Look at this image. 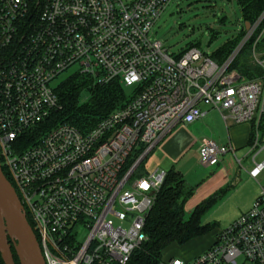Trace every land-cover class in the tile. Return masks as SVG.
<instances>
[{
  "label": "built area",
  "instance_id": "obj_1",
  "mask_svg": "<svg viewBox=\"0 0 264 264\" xmlns=\"http://www.w3.org/2000/svg\"><path fill=\"white\" fill-rule=\"evenodd\" d=\"M173 0H0V166L30 217L45 264H138L146 218L167 171L138 173L178 125L220 114L224 124L254 122L249 175L253 207L215 235L191 261L158 264H264V161L256 163L264 116V10L226 60L189 47L171 56L149 37ZM251 43L243 75L232 64ZM78 65L93 85L133 87L127 104L87 132L48 128L62 106L52 83ZM75 75V74H74ZM259 111V115H257ZM233 151L206 139L199 163Z\"/></svg>",
  "mask_w": 264,
  "mask_h": 264
},
{
  "label": "rangeland",
  "instance_id": "obj_2",
  "mask_svg": "<svg viewBox=\"0 0 264 264\" xmlns=\"http://www.w3.org/2000/svg\"><path fill=\"white\" fill-rule=\"evenodd\" d=\"M239 2L240 0H173L153 25L149 37L152 40L162 42L163 48L171 56H177L189 47L194 46L200 52L215 60L216 53L221 48L230 43H237L236 47L232 51L233 53L246 35L245 32L244 36L241 37L244 21ZM250 57L251 43L248 42L238 53L234 63L242 67V65H245L250 61ZM78 70V65L69 68L53 81L52 86L57 89L63 81L76 74ZM121 87L123 88L126 96L129 97L132 95L133 87L125 85H121ZM89 98L90 94L87 91H84L81 94L80 102H86ZM203 109L208 110L210 113L204 120V128H201L202 131L200 130V134L194 131L192 132L193 137L195 136L196 139H222L227 137V134L236 127V125L229 121V131L227 132L226 126L224 125L218 111L212 109L211 107H203ZM257 115H259V111H257ZM261 120H263V124L264 116ZM250 124H253L254 126V122L249 123L248 126H250ZM179 126L184 127L182 124ZM176 129L177 127L174 131ZM259 136L260 142L257 152L264 147V134L261 131H259ZM247 152V148H242L237 152V158H234L233 155H231L230 158H226V160L220 164L224 167V169L233 166L234 171L232 172V178L234 179L233 182L236 185L239 184L240 181L245 180L249 170L253 167V162H251L250 157L248 159H242L244 154ZM255 158L256 162H262L264 160V149L257 154ZM240 159H242V162L241 164H238L237 161ZM217 166V163L213 164L211 167L200 166L195 145L188 146L183 152V158L178 160L175 168H180L189 185L196 187L194 195L187 200L185 205V220L188 219L190 213L196 205L200 203V199L203 197L200 193H204V190L212 181L211 177L213 174L221 171V169H217L219 167ZM156 167L161 166L155 159L154 153H151L140 166L138 173L151 172L156 169ZM257 180H264V172ZM253 182L257 186V182L255 180H253ZM250 185L251 184L245 185L242 189H237L236 187V191H234L232 195L228 196V198L224 200H221L217 205L202 216L201 223H216L220 229H225L231 225L238 219L247 207L248 201L246 196L248 189L251 188ZM199 188L200 193L197 192ZM257 188L259 192V186H257ZM258 196L259 193L257 197ZM190 209H192L191 212H189ZM178 246L179 245L177 244H173L168 247L163 253V258L165 259V257H167L174 248H178ZM237 264L250 263L241 257L237 259Z\"/></svg>",
  "mask_w": 264,
  "mask_h": 264
},
{
  "label": "trees",
  "instance_id": "obj_3",
  "mask_svg": "<svg viewBox=\"0 0 264 264\" xmlns=\"http://www.w3.org/2000/svg\"><path fill=\"white\" fill-rule=\"evenodd\" d=\"M239 3L244 24L245 22L252 24L264 10V0H240ZM242 28L241 37L245 33V27ZM236 45L237 43H230L221 48L216 53L215 60L218 62L226 60ZM232 68L237 69L243 75H247L252 66L249 62L242 67L233 63ZM84 91L90 94V98L86 102H80L81 94ZM56 93L62 110L54 114L48 128L64 123L81 132L89 131L98 122L124 107L132 96H126L118 82L105 86L93 85L90 79L78 74L63 81L58 86ZM262 121L258 126V131L264 134ZM251 125L250 144H252L256 132L255 126ZM2 172L11 182L8 173L3 168ZM228 191L229 187L221 189L199 203L190 213L188 219L185 220V204L193 195L194 188L190 187L178 172L173 169L168 170L155 204L146 218L144 233L147 240L135 251L134 259L136 262L138 264H158L164 259V251L171 245H185L192 239L205 236L218 228L216 223L202 224L201 219ZM26 218L32 226L30 217L27 215ZM8 242L13 260L15 264H19L14 245L11 240ZM0 264H3L1 257Z\"/></svg>",
  "mask_w": 264,
  "mask_h": 264
},
{
  "label": "crops",
  "instance_id": "obj_4",
  "mask_svg": "<svg viewBox=\"0 0 264 264\" xmlns=\"http://www.w3.org/2000/svg\"><path fill=\"white\" fill-rule=\"evenodd\" d=\"M206 111H207V114L205 117H203L202 119H200V120H198V121H196L190 125L182 124V125H184V127H182V126L180 127L178 125L177 129L175 131L173 130L174 132L172 131L169 135H167L158 144V146L152 152V153H154L155 159L157 160V162L161 166V167H156V168H159V169L165 170V171L173 169L174 171L178 172L182 176V178L187 182L186 178L182 174L181 169L180 168L176 169L175 166H177L178 160L183 158V152L188 146H192V145L194 146L195 145L197 157H198V161H199L198 150H199V147H200L201 142L203 140L211 139V140L218 142L221 145H229L233 151H229L228 153L223 155L219 159V161L217 162V164L219 166V167L217 166L218 167L217 169H221V171L215 172L213 174V176L211 177L212 181L210 182V184H208V187L204 190V193H200V188L198 189L197 192H199L203 196L200 199L201 200L200 203H201L202 201L209 198L210 196H212L217 191L224 189L226 187H229V191L227 192V194L222 199H220V201H221V200L228 198V196L232 195V193H234V191H236V187H237V189H240V188L242 189L245 185L251 184L250 185L251 188L248 189V191H247L246 198H247L248 202H247L246 209H244V211L242 213V214H244L251 209V206L255 202L257 195L259 193L258 188H257L258 184L256 186L253 182L254 179H252L249 175V172L253 169L254 164L252 163L253 167L249 170L245 180L240 181V183L237 185L234 184V182H233L234 179L232 178V176H233L232 172L234 170H233V166L231 164H229L230 162L227 164L231 165L232 167H230V168L227 167L226 169H224V167H222V165H220V164H222L226 160V158H230L231 155H233L234 158H237L238 157L237 152L239 150H241L242 148L248 149V152L244 154L242 159H248L249 157L251 158V154H249V148L251 146V144L249 142V134L251 132V126L252 125L250 124V126H248L249 123L238 124L230 133L227 134V137H224L222 139H218V140L213 139V138H203L201 140L196 139L195 136L193 137L192 132L194 131V132H197L200 134V132L202 131L201 128L203 127V124H205L204 120L206 119V117L210 113L208 110H206ZM226 130L228 132L229 128L226 127ZM242 159L237 161L238 164H241ZM250 160L252 162V159H250ZM255 162H256V158H255ZM262 162H256V163H262ZM199 165H200V163H199ZM165 168H167V169H165ZM187 184L189 185L188 182H187ZM190 187H192V186H190ZM193 188H194V190H196V187H193ZM193 195H194V193H193ZM191 210L192 209H190L189 212H191ZM219 230H220V228L218 226V228H216L211 233H209L205 236H201V237L192 239L191 241H189L185 245L178 246V248H174L171 251V253L167 257H165V259L176 258V259H180V260H184V261L193 260L194 258L199 256L200 254L205 252L213 244L215 235L217 234V232Z\"/></svg>",
  "mask_w": 264,
  "mask_h": 264
},
{
  "label": "water",
  "instance_id": "obj_5",
  "mask_svg": "<svg viewBox=\"0 0 264 264\" xmlns=\"http://www.w3.org/2000/svg\"><path fill=\"white\" fill-rule=\"evenodd\" d=\"M244 27L247 31L249 23ZM8 240L14 245L19 264H45L17 193L0 166V257L3 264H15Z\"/></svg>",
  "mask_w": 264,
  "mask_h": 264
}]
</instances>
